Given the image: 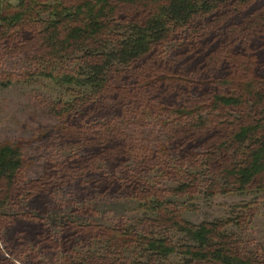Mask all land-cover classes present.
I'll list each match as a JSON object with an SVG mask.
<instances>
[{"label":"trees","instance_id":"16d2710c","mask_svg":"<svg viewBox=\"0 0 264 264\" xmlns=\"http://www.w3.org/2000/svg\"><path fill=\"white\" fill-rule=\"evenodd\" d=\"M7 2L0 0V59L25 56L35 75L79 89L74 100L57 103L56 113L64 120L63 136L77 141L88 156L51 166L48 177L28 183L18 147L0 148V264L22 257L43 264L35 257L33 247L39 246L64 251L70 264H264L262 249L248 253L228 233L230 227L244 229L247 221L251 225L246 216L193 225L166 204L168 194L184 197L200 183L193 176L168 194L153 187L137 194L141 202L154 200L148 209L156 219L145 221L153 230L176 231L186 242L123 227H81L66 219L53 223L57 235L46 219V206L65 187L55 184L62 174L99 173L92 164L96 158L112 168L131 161L165 163L164 153L142 158L109 123L92 126L115 111L187 113L178 115L175 140L180 152L185 146L205 149L195 169L208 172L211 194L264 192V0H18L12 13ZM176 40L186 41V62L174 70L164 60ZM72 62L75 67L66 68ZM178 103L184 104L181 109ZM201 111L209 112L207 119ZM106 181L92 183L94 190L119 193L120 183L140 184L127 176L122 182L112 179L113 185ZM25 201L37 206L38 217L18 213ZM15 209L14 215L4 212ZM86 211L74 207L72 213L85 217ZM3 230L7 236H1ZM88 238L109 247L107 254L76 256L77 240ZM130 249L137 251L132 261L112 253Z\"/></svg>","mask_w":264,"mask_h":264},{"label":"rangeland","instance_id":"374dc122","mask_svg":"<svg viewBox=\"0 0 264 264\" xmlns=\"http://www.w3.org/2000/svg\"><path fill=\"white\" fill-rule=\"evenodd\" d=\"M17 2L18 0H8L7 6H10L7 8L5 5L6 11L8 13L15 11ZM185 42L176 40L167 48L164 64L169 63V66L175 70L186 62L185 49L183 48ZM5 57L3 62L0 59V148L11 145L18 147L26 168L25 179L27 182L48 177V168L51 166L60 167L71 158L87 157L88 153L83 146H80L77 141L63 136L64 120L57 117L56 113L59 109L56 106L57 103L60 101L69 103L74 100L75 96L79 94V89L74 87L67 89L35 75L36 67L31 65L25 56L15 57L7 54ZM67 65L66 68H74L76 64L72 62ZM196 65L198 66L196 63L193 66ZM188 69L189 67H187L186 73ZM215 73L218 76L221 74L220 72ZM166 105L171 106L168 103ZM183 105L178 103L177 107L181 109ZM201 112H203L204 119L210 115L209 112ZM185 114L187 115L182 112H171L161 115L141 108L139 111H132L129 115L115 111L114 114L107 115L104 119L99 118L100 121L96 120L92 123V126L98 124L105 126L109 123L112 128L123 132V137L128 140V146L135 151L144 153L142 155L139 152L142 158L147 155L151 157L158 153H164L166 161L164 164L155 162V164L150 163L143 166V162L131 161L127 164H120L118 168H112L110 164L96 158L97 162L92 164L95 170H99V173L86 175L84 172L85 175H83L80 171H76V173L72 172L67 175L62 174L60 179H56L55 184L65 187L58 191L55 198L50 200L49 205L46 206L47 224L51 226L52 232L58 235L60 230L53 229V223L60 225L62 219H66L81 227L87 226L92 229L101 227L105 230H122L123 227L128 230L135 229L142 235L153 233L172 238L177 243L186 242V237L176 231L153 230L145 221L156 219L148 209L154 200L146 199L145 202H141L137 194L139 190H144L146 187H153L155 190L165 191L168 194L169 191L179 190L184 185L182 182L186 176L189 178L193 176L198 178L200 183L193 185L188 191L189 193L184 194V197L176 198L168 194L165 196L166 204L172 203V208L179 211L182 218L193 225L217 220H238L242 215L246 216L251 220V225L247 221L244 229L230 227L228 233L233 234L248 253L254 254L258 248L264 251V192L237 193L229 191L224 195H212L211 192L215 189L209 181L211 177L208 172H205L204 169L202 171L195 169L197 164L203 162L206 154L205 149L197 147L192 150L185 146L187 150L181 148L182 152H180V146L175 140L179 135L176 133L181 128V125L176 123L178 115L181 117ZM166 163H168V168H166ZM101 175L107 181L110 180L108 182L111 185H113L112 179L122 182L126 180V176L138 180L140 184L138 183L136 188L120 183L123 188L119 193L96 192L92 183L106 181L100 180ZM85 184L89 186L85 187ZM223 190L230 189L223 188ZM74 207L81 211L87 209L85 217L73 214ZM17 210L4 212L14 215ZM24 211L38 217L37 206L31 202H23L18 213L23 214ZM7 234L8 232L3 230L1 236H7ZM95 240L90 238L85 241L77 240L73 253L82 258L90 256L99 259L105 256L109 247L103 242ZM33 248L39 263L70 264L69 255L64 251L44 250L40 246ZM112 253L116 254L115 257L119 259L132 261L135 259L137 251L136 249L123 250V252L113 250ZM171 261L177 262V258L172 257ZM13 263L37 264V262H33L32 258L25 257L19 261L13 260Z\"/></svg>","mask_w":264,"mask_h":264}]
</instances>
